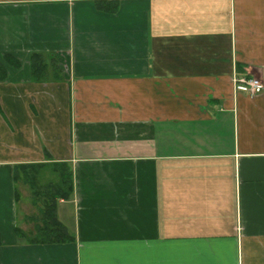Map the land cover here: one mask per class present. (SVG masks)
Instances as JSON below:
<instances>
[{"label":"crops","instance_id":"1","mask_svg":"<svg viewBox=\"0 0 264 264\" xmlns=\"http://www.w3.org/2000/svg\"><path fill=\"white\" fill-rule=\"evenodd\" d=\"M115 3L0 0V264H264V0ZM51 162L73 239L29 241Z\"/></svg>","mask_w":264,"mask_h":264},{"label":"trees","instance_id":"2","mask_svg":"<svg viewBox=\"0 0 264 264\" xmlns=\"http://www.w3.org/2000/svg\"><path fill=\"white\" fill-rule=\"evenodd\" d=\"M116 0H96V4L100 8H109L115 11L117 8ZM39 56L38 53H34V57ZM35 64V62H34ZM46 166L50 167L52 173L57 177L55 182H51L50 187L47 191H35L37 199L42 201V209L40 214V220L36 226L35 232L37 235L32 239H28L33 242H62L73 239V236L69 234L68 230L61 223L56 216V205L57 199L64 197L68 198L72 191V178L71 169L66 162H51V163H35V164H22L19 167L24 171V176L28 182L30 179V184L35 183L36 175L39 169ZM23 176V177H24ZM17 232H22L19 228L16 229Z\"/></svg>","mask_w":264,"mask_h":264},{"label":"rangeland","instance_id":"3","mask_svg":"<svg viewBox=\"0 0 264 264\" xmlns=\"http://www.w3.org/2000/svg\"><path fill=\"white\" fill-rule=\"evenodd\" d=\"M56 178L57 177L55 176V174L51 172L50 167L46 166L44 168L39 169V172L35 178V183H31L32 186L29 187V189H27L25 186L22 187L21 190H22L23 197L28 195V197L27 198L25 197V199H24V204L27 207L23 208V210H25L23 213V214H25V220L27 219L26 223H27V221L29 222L32 220H36V223H37L40 220L42 201H41V199H37V195H36L37 193L35 194L33 192L34 189H35V191L36 190L37 191H41V190L47 191L51 185L50 183L55 182ZM30 179L31 178H28L29 183H30ZM21 180H22L21 182L27 184L26 183L27 180H26L25 176H24V180H23V178ZM23 190H25V191L23 192ZM33 197H36V201H37L36 205L32 203ZM20 216L22 217L21 214H20ZM30 226H31V224H30Z\"/></svg>","mask_w":264,"mask_h":264},{"label":"built area","instance_id":"4","mask_svg":"<svg viewBox=\"0 0 264 264\" xmlns=\"http://www.w3.org/2000/svg\"><path fill=\"white\" fill-rule=\"evenodd\" d=\"M236 82H242L250 94H256L264 88V83L255 77L236 79Z\"/></svg>","mask_w":264,"mask_h":264}]
</instances>
